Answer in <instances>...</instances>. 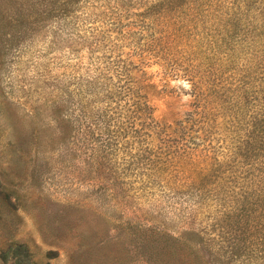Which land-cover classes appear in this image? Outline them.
Masks as SVG:
<instances>
[{
	"label": "rangeland",
	"instance_id": "374dc122",
	"mask_svg": "<svg viewBox=\"0 0 264 264\" xmlns=\"http://www.w3.org/2000/svg\"><path fill=\"white\" fill-rule=\"evenodd\" d=\"M20 3L36 17L0 48V181L19 196L0 243L153 264L142 238L192 233L189 264H264V147L233 160L264 126V0H57L43 20Z\"/></svg>",
	"mask_w": 264,
	"mask_h": 264
},
{
	"label": "trees",
	"instance_id": "16d2710c",
	"mask_svg": "<svg viewBox=\"0 0 264 264\" xmlns=\"http://www.w3.org/2000/svg\"><path fill=\"white\" fill-rule=\"evenodd\" d=\"M7 1H14L17 5L11 11L6 7ZM22 0H0V48L8 42L4 39V33L20 31L35 22L36 14L33 9H25L24 4L20 3ZM29 1L34 6L36 3L42 5L38 8L37 17L43 20L52 16L56 10L57 0H24ZM20 29V30H19ZM11 42V40H9ZM244 138L239 143L235 150L233 160L236 163L246 165L252 156L264 147V126L260 121L253 122L252 127L243 135ZM19 196L15 191H7L0 181V222L6 217V211L14 208L13 199ZM185 235V234H182ZM172 237L164 232L154 234L151 238H142L144 241L141 243L142 254L147 256V261H152L153 264H189L190 258H177L176 249L190 247L189 251H200L197 248L199 243L191 238ZM152 242V243H151ZM201 249V248H200ZM199 262L203 260L198 255ZM145 261V262H147ZM0 262L3 264H39L33 260L29 247L14 238H10L0 243ZM47 264V263H46ZM148 264H151L148 262Z\"/></svg>",
	"mask_w": 264,
	"mask_h": 264
},
{
	"label": "clouds",
	"instance_id": "9594fccd",
	"mask_svg": "<svg viewBox=\"0 0 264 264\" xmlns=\"http://www.w3.org/2000/svg\"><path fill=\"white\" fill-rule=\"evenodd\" d=\"M173 85H182L183 88L190 92L191 90V84L186 80H177L173 82ZM182 100L187 102L191 100V97L189 95H183Z\"/></svg>",
	"mask_w": 264,
	"mask_h": 264
}]
</instances>
